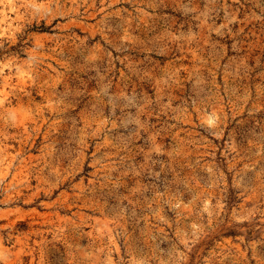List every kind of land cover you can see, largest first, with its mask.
<instances>
[{"label":"rangeland","instance_id":"rangeland-1","mask_svg":"<svg viewBox=\"0 0 264 264\" xmlns=\"http://www.w3.org/2000/svg\"><path fill=\"white\" fill-rule=\"evenodd\" d=\"M0 264H264V0H0Z\"/></svg>","mask_w":264,"mask_h":264}]
</instances>
